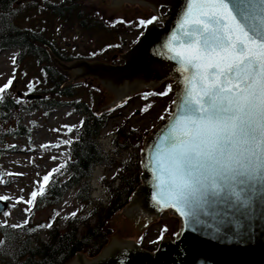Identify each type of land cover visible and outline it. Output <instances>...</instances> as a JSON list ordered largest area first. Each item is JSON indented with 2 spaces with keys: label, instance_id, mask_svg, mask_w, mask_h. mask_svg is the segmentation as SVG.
<instances>
[{
  "label": "snow or ice",
  "instance_id": "6c2138e0",
  "mask_svg": "<svg viewBox=\"0 0 264 264\" xmlns=\"http://www.w3.org/2000/svg\"><path fill=\"white\" fill-rule=\"evenodd\" d=\"M157 22L161 17L152 16L138 25ZM163 51L176 62L183 90L151 161L153 200L190 218L189 226L198 231L194 205L222 199L230 207H251L264 199V0H186ZM12 83L9 79L0 87V99ZM54 172L42 178L39 191L16 203H26L31 211ZM8 199L0 196V201ZM242 227L243 221L236 236L245 235ZM210 234L218 237L220 229Z\"/></svg>",
  "mask_w": 264,
  "mask_h": 264
},
{
  "label": "trees",
  "instance_id": "16d2710c",
  "mask_svg": "<svg viewBox=\"0 0 264 264\" xmlns=\"http://www.w3.org/2000/svg\"><path fill=\"white\" fill-rule=\"evenodd\" d=\"M85 1L43 0L41 12L61 19L66 24L76 25L83 31L104 29L110 34L116 33L114 35L120 39L116 49L111 45L94 49L86 56L72 55L67 47L56 43L54 38H48L47 33L40 28L18 22L21 10L16 5L19 0H0V52L16 51V64L21 58L29 59L34 61L38 69L39 81L35 82L36 85L33 82L31 89L28 85L21 96L16 94L14 98L24 106L36 103L48 109L73 105L71 111L81 117V123L74 131L76 138L67 145V158L61 164L64 167L60 166V170L54 172L45 195L38 197L37 202L46 203L47 207L54 209L67 193L75 191V200L84 206V211L67 218L63 225L49 221L52 227H47L43 239L38 232L32 235L27 229L28 224L16 227L15 232L11 229L13 225L0 224V264H67L77 253H85L89 258L96 257L111 234L108 222L126 206L132 193L141 184V148L147 133L131 127V117L123 118L119 126H114L111 152L108 153L101 146L100 139L113 109L97 113L93 107L100 105V96L97 95L99 89L90 84L86 86L84 81L68 83V73L59 69L46 52V48H49L62 63L79 59L114 62L111 55L122 53L127 43L121 39V33L126 27L116 23L117 19L111 22L97 18L94 13L90 14L84 8ZM165 91L168 95L167 85L153 91H143L140 95L145 97L144 109H150L153 103L164 98L166 95L161 93ZM85 93L86 98H83ZM25 95H40L41 98L29 101ZM18 109L20 107L6 95L0 99V145L12 135H24V127L18 122L12 133L2 128L15 120ZM97 166L114 170L110 177L105 174L101 179L104 199L92 196L90 180ZM166 232L167 228L163 226V237L167 235ZM147 249L152 250L151 247Z\"/></svg>",
  "mask_w": 264,
  "mask_h": 264
},
{
  "label": "water",
  "instance_id": "95a60500",
  "mask_svg": "<svg viewBox=\"0 0 264 264\" xmlns=\"http://www.w3.org/2000/svg\"><path fill=\"white\" fill-rule=\"evenodd\" d=\"M85 4L106 21L139 9L144 19L154 13V16L161 17V22L144 29L138 41L121 54L119 59L122 64L112 65L110 61L102 60H74L65 64L46 48L52 62L68 73V83L85 78L97 79L114 95L102 108H112L126 102L137 92L154 90L167 79H172L171 92L174 94L173 101L176 100L183 90V78L177 71L176 62L166 58L163 46L175 29L186 0H86ZM40 97L27 95L26 99L38 100ZM175 111L176 106L172 103L170 115L144 138L141 184L122 211L108 222V228L114 233L109 236L106 247L92 259L85 253H77L68 264H264V199L257 198L251 207H230L222 199L194 205L191 211L201 224L198 231L189 226L190 218L181 217L172 208L161 209L154 202L157 190L151 161L159 138L166 131ZM7 206L6 202L0 201V212ZM237 207H240L239 212ZM163 213L168 215L165 219L167 235L164 238L161 236L164 240L161 239L163 241L156 251L150 253L140 248V238L146 226L160 219ZM241 213H248V216ZM241 221L243 227L240 231L245 235L239 237L236 233ZM216 228L220 229L218 237L210 234Z\"/></svg>",
  "mask_w": 264,
  "mask_h": 264
},
{
  "label": "rangeland",
  "instance_id": "374dc122",
  "mask_svg": "<svg viewBox=\"0 0 264 264\" xmlns=\"http://www.w3.org/2000/svg\"><path fill=\"white\" fill-rule=\"evenodd\" d=\"M42 2L43 0H19L16 5V8L21 10L18 22L24 23L29 27L40 28L41 31L47 33L48 38H54L56 43L58 42L63 47H67L66 49L72 55L86 56L94 49L108 48L111 45L114 49L117 48V43L120 39L114 35L116 33L110 34L109 31L104 29L80 30L76 25L66 24L61 19L47 16L43 11L41 12ZM84 8L90 14L94 13L97 18L104 19L85 3ZM116 19L117 21L122 20L125 22L121 24L124 28L126 27L125 31L121 33V39H124V41H132L134 37L143 33V29H139L140 26L138 25L139 20H144L139 9H134L126 16L114 17L109 21L112 22ZM120 29L122 30V27ZM127 49L128 47L124 46L122 53H114V55L109 53L112 58L115 57L113 59L115 61L111 62L112 65L122 64L119 58ZM103 53L107 54V52ZM13 59H15V63H13ZM37 73L38 69L34 65V61L21 58L16 64V51L7 50L0 52V87L5 85L9 79H12V85L3 95H6L14 104L20 107L17 110L19 113L15 120L10 124H5V127L2 128L3 130H10L9 132L12 133L17 122L24 127L23 136L12 135L0 145V181H3L0 183V196L9 198L5 201L8 204L7 208L0 212V224L23 225L24 221L27 220V229L32 232L31 234L34 235L38 232L43 239L47 227H40L41 225H47L49 221H55L58 225H63L67 218L72 217L71 214L73 212L77 215L79 212L84 211V206L75 200V191L67 193L54 209L47 207L46 203L36 201L31 211H27L29 206L24 202L16 203V200L19 198L24 201L29 199L30 194L34 190L39 191V186L43 182L42 178L60 168L67 158V145L76 138L74 131L79 127L81 117L71 111L73 105L48 109L47 106L42 104L35 103L24 106L17 101L14 95L24 91L33 82L39 81ZM80 81H84L86 86L90 84L95 89H99V91H96L97 95L100 96V105L93 107L97 113L113 109L100 139L101 146L108 153L111 152V134L114 126H119L123 118L131 117V127L141 130V132H146V136H148L160 123L161 117L166 119L171 112L173 93L153 103L150 109L146 111H144L145 97L140 95L142 92L133 94L126 102L112 108H102L114 97L113 93L103 88L97 79L88 78ZM162 84L156 89H159ZM82 97L86 98V93ZM117 106L120 107L118 110ZM22 108L24 110H21ZM69 128L72 131H69ZM113 171L102 166L93 171L91 186L94 189L92 193L94 198L104 199L105 195L101 179L105 174L110 177ZM10 173L12 175H9ZM4 212H8L9 215L4 216ZM167 217V214H163L160 219L152 221L146 226L140 238L141 245L144 244L146 246V244L153 242L154 239L161 238L163 234L160 235L159 232L163 226L168 230V226L165 223ZM15 228L12 227L11 229L14 231ZM110 231L111 234L114 233L112 229ZM173 239L174 237L171 236L170 240Z\"/></svg>",
  "mask_w": 264,
  "mask_h": 264
}]
</instances>
